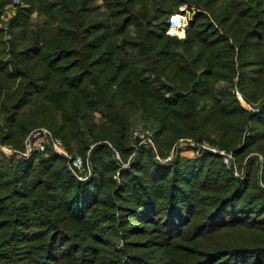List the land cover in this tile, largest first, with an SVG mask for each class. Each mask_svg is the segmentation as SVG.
Returning <instances> with one entry per match:
<instances>
[{
  "label": "trees",
  "instance_id": "trees-1",
  "mask_svg": "<svg viewBox=\"0 0 264 264\" xmlns=\"http://www.w3.org/2000/svg\"><path fill=\"white\" fill-rule=\"evenodd\" d=\"M20 1L0 19V140L44 126L89 167L0 154V264H264V0Z\"/></svg>",
  "mask_w": 264,
  "mask_h": 264
},
{
  "label": "built area",
  "instance_id": "built-area-1",
  "mask_svg": "<svg viewBox=\"0 0 264 264\" xmlns=\"http://www.w3.org/2000/svg\"><path fill=\"white\" fill-rule=\"evenodd\" d=\"M11 4L19 5L21 4V1L11 0ZM240 102L243 106H246L243 101ZM131 136L136 138L139 143H143L146 146L152 147L155 151V156L159 157V155L156 153L153 139L150 136V132L148 130L135 128L132 130ZM187 144L193 146L192 148L194 149L195 154H199L203 150L218 153L221 157L222 162L227 167H230L234 174H241L243 172L244 163H237V161H235V159L233 158L230 150L218 146L217 144L212 143L208 140L194 141L190 137H179L174 146L180 145V147H184ZM48 147L64 155L67 165L71 169L72 173H74L78 177L85 176V174H81L84 170L88 171L89 166L86 159L83 160L82 156L78 153L71 154L64 146L62 139L59 136L53 135L51 131L44 126L35 127L28 131L27 134L23 137L21 147L0 140L1 155L28 156L32 151H44ZM173 151L174 150L171 149V151L163 157V160L170 158Z\"/></svg>",
  "mask_w": 264,
  "mask_h": 264
},
{
  "label": "rangeland",
  "instance_id": "rangeland-1",
  "mask_svg": "<svg viewBox=\"0 0 264 264\" xmlns=\"http://www.w3.org/2000/svg\"><path fill=\"white\" fill-rule=\"evenodd\" d=\"M14 6L15 5L11 4V1L10 2L8 1V3L4 5L3 7L4 11L2 14H0V19H2V21H4L6 17L12 14ZM191 14H192V10L189 7H186L185 5H180L178 7V11L168 17V24L166 27V32L170 35H176L178 37H182L184 35V27L186 26L187 21L191 18ZM176 17H178V19L175 20ZM136 128L144 129V128H141L140 126ZM144 130H147V129H144ZM185 152L186 154H189L192 152L194 153V149L192 148V150L189 149V150H186ZM70 153L76 154L78 152L74 150V151H70ZM84 177L85 176H82L80 178H84Z\"/></svg>",
  "mask_w": 264,
  "mask_h": 264
},
{
  "label": "bare ground",
  "instance_id": "bare-ground-1",
  "mask_svg": "<svg viewBox=\"0 0 264 264\" xmlns=\"http://www.w3.org/2000/svg\"><path fill=\"white\" fill-rule=\"evenodd\" d=\"M178 19V17L175 18V20Z\"/></svg>",
  "mask_w": 264,
  "mask_h": 264
}]
</instances>
